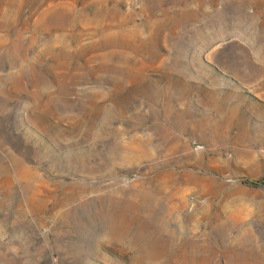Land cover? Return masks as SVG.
Wrapping results in <instances>:
<instances>
[{
	"label": "rangeland",
	"instance_id": "obj_1",
	"mask_svg": "<svg viewBox=\"0 0 264 264\" xmlns=\"http://www.w3.org/2000/svg\"><path fill=\"white\" fill-rule=\"evenodd\" d=\"M0 264H264V0H0Z\"/></svg>",
	"mask_w": 264,
	"mask_h": 264
}]
</instances>
